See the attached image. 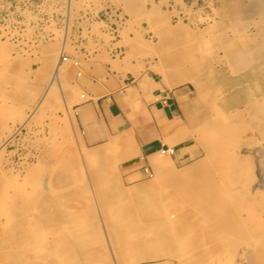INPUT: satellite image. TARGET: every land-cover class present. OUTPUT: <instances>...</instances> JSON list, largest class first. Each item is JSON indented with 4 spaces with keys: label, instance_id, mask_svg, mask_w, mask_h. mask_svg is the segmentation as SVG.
<instances>
[{
    "label": "rangeland",
    "instance_id": "1",
    "mask_svg": "<svg viewBox=\"0 0 264 264\" xmlns=\"http://www.w3.org/2000/svg\"><path fill=\"white\" fill-rule=\"evenodd\" d=\"M79 49L193 90L187 158L85 146ZM0 264H264V0H0Z\"/></svg>",
    "mask_w": 264,
    "mask_h": 264
},
{
    "label": "crops",
    "instance_id": "2",
    "mask_svg": "<svg viewBox=\"0 0 264 264\" xmlns=\"http://www.w3.org/2000/svg\"><path fill=\"white\" fill-rule=\"evenodd\" d=\"M77 55L61 57L77 61L71 65L81 72L69 82L67 95L86 147L116 140L124 154L134 153L128 159L140 167H150L165 146L174 149L178 162L187 158V109L194 97L188 85L169 86L151 71L136 70L132 63L115 62L95 51L79 49ZM77 91L83 92V100H77Z\"/></svg>",
    "mask_w": 264,
    "mask_h": 264
},
{
    "label": "built area",
    "instance_id": "3",
    "mask_svg": "<svg viewBox=\"0 0 264 264\" xmlns=\"http://www.w3.org/2000/svg\"><path fill=\"white\" fill-rule=\"evenodd\" d=\"M62 60L65 61L66 58L65 57H62ZM74 65H77V61H72ZM158 152L160 154H165V155H173L174 154V149L172 147H168V146H165V147H161ZM144 170L146 171L147 169L144 168Z\"/></svg>",
    "mask_w": 264,
    "mask_h": 264
},
{
    "label": "bare ground",
    "instance_id": "4",
    "mask_svg": "<svg viewBox=\"0 0 264 264\" xmlns=\"http://www.w3.org/2000/svg\"><path fill=\"white\" fill-rule=\"evenodd\" d=\"M62 61V57H60V60H59V64L58 65H61V62ZM57 79V71L55 70L54 72H53V74H52V77H51V82L53 81V80H56ZM81 168H83V164H80V167H79V169H81ZM5 228V227H4ZM17 262V261H16Z\"/></svg>",
    "mask_w": 264,
    "mask_h": 264
}]
</instances>
